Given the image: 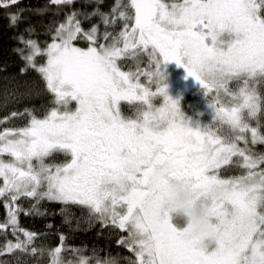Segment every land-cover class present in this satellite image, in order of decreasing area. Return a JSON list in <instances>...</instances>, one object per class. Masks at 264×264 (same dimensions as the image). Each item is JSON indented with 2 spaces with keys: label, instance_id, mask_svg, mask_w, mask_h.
I'll use <instances>...</instances> for the list:
<instances>
[{
  "label": "snow or ice",
  "instance_id": "1",
  "mask_svg": "<svg viewBox=\"0 0 264 264\" xmlns=\"http://www.w3.org/2000/svg\"><path fill=\"white\" fill-rule=\"evenodd\" d=\"M105 4L0 2L19 74L44 84L4 89L0 108L51 97L0 118H26L0 128V264H264V0ZM169 62L199 84L206 122L193 125L169 96ZM172 181L213 220L211 247L173 218ZM21 215H59L70 232L98 224L130 255L71 244L52 223L26 229ZM49 235L56 245L37 244Z\"/></svg>",
  "mask_w": 264,
  "mask_h": 264
},
{
  "label": "trees",
  "instance_id": "2",
  "mask_svg": "<svg viewBox=\"0 0 264 264\" xmlns=\"http://www.w3.org/2000/svg\"><path fill=\"white\" fill-rule=\"evenodd\" d=\"M47 0H24L25 4H30L31 6H40L42 7ZM112 0H106L105 7H108L110 5ZM79 6V4L77 5ZM11 11H14L15 9H10ZM8 10L0 9V68H3L5 65H7L6 69L4 71H0V93L4 91V89L12 90L14 88H19L20 91H25L26 89L30 87H34L37 89H44V84L41 81L40 77L35 72H28L26 75L21 76L19 74V69L22 66V61L19 59V57L14 54L11 49L13 47L17 46V43L14 39H12V36L14 35V30L7 27L8 21L4 18L6 15V12ZM51 15L50 13L48 14ZM48 17H45V21H47ZM58 19H63V14L60 15ZM21 28H23V25H21ZM40 39H46L45 37H40ZM4 77H8V79H4ZM196 91V90H195ZM264 91V89H262ZM195 93V92H192ZM194 97H192V94L190 92H187L185 94V97L181 100V107H186L187 102H191ZM51 99L50 95L45 93L44 95L40 96L39 98H33L31 100H25L21 103H9L6 108H0V118L3 116L8 115L13 110H23L26 106L31 107L32 105H35L39 107L41 104H48V101ZM125 111L127 112V108H125ZM41 113L38 112L37 115H40ZM26 121V118L24 119H15L12 122H14V125H22ZM235 174V173H230ZM49 208H55L59 207L53 206V205H46ZM25 207H27V204H25ZM73 212L76 217H81L82 215H86V210L80 209V208H74ZM4 215V209L0 207V219L3 218ZM20 223L21 225L29 230H44V225L46 223H52L55 227L51 230L52 232H55L56 228H59L60 232H63L67 234L70 239L69 243L75 244V245H88L89 247L96 245L100 248H104L106 252H111L113 254L120 253L121 255L127 256L130 255L125 249L121 247H117L115 240V235H110L112 232L111 229H105L103 231V234L101 236H97V232L100 230V226L97 224L95 227H92L88 231H77V232H70L68 225H63L61 223V217L59 215L57 216H50L46 217L44 219H36L29 216H20ZM72 227H75V220L72 222ZM87 227L83 223L81 224V228ZM9 239H13L12 237H9ZM47 243L48 245H56L57 244V237L55 235H49L46 239V241H37V244L40 243ZM4 243V239L2 236H0V244ZM101 255H104L102 252ZM29 264H36L35 259H30ZM41 264H48L47 258H44L41 261Z\"/></svg>",
  "mask_w": 264,
  "mask_h": 264
},
{
  "label": "rangeland",
  "instance_id": "3",
  "mask_svg": "<svg viewBox=\"0 0 264 264\" xmlns=\"http://www.w3.org/2000/svg\"><path fill=\"white\" fill-rule=\"evenodd\" d=\"M161 72L164 76V83L167 85V92L173 99H178L179 106L182 113L187 117L193 125L199 122H206L209 119V110L204 101L203 92L200 89L199 84L191 77H187V74L183 67H179L175 62H169L167 64H161ZM233 90H236L235 84L230 85ZM196 90V91H195ZM190 92L194 97L191 102H187L186 107H181V100L185 97V94ZM195 92V93H192ZM74 107V104L72 105ZM14 122L8 125H0V128L13 126ZM59 161L63 159L57 156Z\"/></svg>",
  "mask_w": 264,
  "mask_h": 264
},
{
  "label": "clouds",
  "instance_id": "4",
  "mask_svg": "<svg viewBox=\"0 0 264 264\" xmlns=\"http://www.w3.org/2000/svg\"><path fill=\"white\" fill-rule=\"evenodd\" d=\"M173 194L171 211L174 219H179L189 226L194 237L202 246L211 247L216 240L215 224L203 207L193 202L190 191H186L182 183L170 182Z\"/></svg>",
  "mask_w": 264,
  "mask_h": 264
},
{
  "label": "built area",
  "instance_id": "5",
  "mask_svg": "<svg viewBox=\"0 0 264 264\" xmlns=\"http://www.w3.org/2000/svg\"><path fill=\"white\" fill-rule=\"evenodd\" d=\"M0 2H3V0H0Z\"/></svg>",
  "mask_w": 264,
  "mask_h": 264
}]
</instances>
